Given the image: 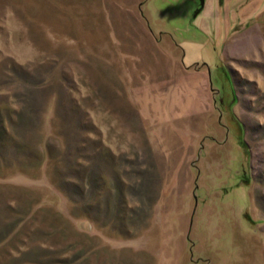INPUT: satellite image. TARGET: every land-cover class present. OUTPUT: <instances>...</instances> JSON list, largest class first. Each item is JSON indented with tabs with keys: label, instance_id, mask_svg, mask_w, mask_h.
Wrapping results in <instances>:
<instances>
[{
	"label": "rangeland",
	"instance_id": "obj_1",
	"mask_svg": "<svg viewBox=\"0 0 264 264\" xmlns=\"http://www.w3.org/2000/svg\"><path fill=\"white\" fill-rule=\"evenodd\" d=\"M0 264H264V0H0Z\"/></svg>",
	"mask_w": 264,
	"mask_h": 264
}]
</instances>
